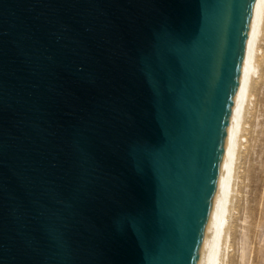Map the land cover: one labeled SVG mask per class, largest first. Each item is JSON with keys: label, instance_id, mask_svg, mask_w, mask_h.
Segmentation results:
<instances>
[{"label": "water", "instance_id": "water-1", "mask_svg": "<svg viewBox=\"0 0 264 264\" xmlns=\"http://www.w3.org/2000/svg\"><path fill=\"white\" fill-rule=\"evenodd\" d=\"M263 0H0V264H200Z\"/></svg>", "mask_w": 264, "mask_h": 264}, {"label": "rangeland", "instance_id": "rangeland-1", "mask_svg": "<svg viewBox=\"0 0 264 264\" xmlns=\"http://www.w3.org/2000/svg\"><path fill=\"white\" fill-rule=\"evenodd\" d=\"M261 43L260 52L263 53L260 54H264V38ZM262 62L257 74V76H260L262 73V76H260L262 78L258 77L260 79L257 78V82L253 83L252 102L249 104L248 109L251 112L248 111L246 114L245 123L247 126L245 125L244 137H242V145L237 161L238 179L235 186L237 190L235 189L233 193L232 199L234 201L232 200L231 204L233 210L231 209V215L229 216L231 221L228 220L230 225L227 224L230 229L229 232H231L229 238L230 236L232 238L231 241L229 239V242L232 245L228 242L229 249H227L228 252L226 250L227 254L225 255L226 264H243V262L244 264H264V58ZM251 165L252 167H250ZM245 227H248L247 235H244ZM246 239L248 240L245 241ZM244 241L248 244L246 250L243 249L242 251V248H245ZM241 256L243 257L241 258Z\"/></svg>", "mask_w": 264, "mask_h": 264}, {"label": "bare ground", "instance_id": "bare-ground-1", "mask_svg": "<svg viewBox=\"0 0 264 264\" xmlns=\"http://www.w3.org/2000/svg\"><path fill=\"white\" fill-rule=\"evenodd\" d=\"M263 38H264V0L262 1V5H261L259 17H258V22H257V26H256L254 38H253V43H252V47H251V51H250V55H249V59L247 63V68H246V72H245V76H244V80L242 84V89H241V93H240V97H239V101L237 105V110H236L232 130H231V135H230V139H229V143H228V147L226 151V156H225V160H224V164H223V168H222V172L220 176V181H219V185H218V189H217V193L215 197V202H214V206H213V210H212V214L210 218V223H209V227H208V231H207V235H206V239L204 243V248H203L200 264H226L225 255L228 252L227 249H229L228 242H229V239L230 241L232 240L231 236L229 238V235H231V232H229L230 229H229V226H227V224H229L228 220L231 221L229 219V216L231 215L230 213L233 210V208L231 207V204L233 200L232 199L233 193L236 189L235 186H236L237 179H238L237 178V161H238L239 153H240L239 150L241 149L240 147L242 145V137H244L243 134H244L245 125H246L245 123L246 117H247L246 114L248 113V111H250L248 110L249 104L252 102L251 101L252 95H253L252 88H254L253 83L255 81L257 82L258 79L262 78L260 77L262 76V73L260 74V76H257V74L259 73L262 59L264 58L263 57L264 54H260V53H263V52H260V49L262 47L261 41L263 40ZM250 167H252V165ZM248 169L250 170L251 168H248ZM263 185H264V182H263ZM240 207L242 206L240 205ZM248 210H249V207H248ZM238 216H239V213H238ZM245 228L246 230H245L244 235H247L248 233H246V231L248 227H245ZM247 240L248 239H246L245 241ZM245 241H244L245 248L243 247L242 251L243 249L246 250V246L248 244V243L246 244ZM243 256H241V258Z\"/></svg>", "mask_w": 264, "mask_h": 264}]
</instances>
